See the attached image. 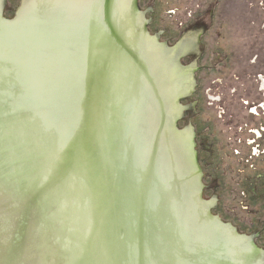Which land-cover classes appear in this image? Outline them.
<instances>
[{
    "label": "water",
    "instance_id": "95a60500",
    "mask_svg": "<svg viewBox=\"0 0 264 264\" xmlns=\"http://www.w3.org/2000/svg\"><path fill=\"white\" fill-rule=\"evenodd\" d=\"M115 2L77 22L0 0V264L261 261L237 262L225 248L239 238L199 185L191 198L199 173L176 158L180 115Z\"/></svg>",
    "mask_w": 264,
    "mask_h": 264
},
{
    "label": "rangeland",
    "instance_id": "374dc122",
    "mask_svg": "<svg viewBox=\"0 0 264 264\" xmlns=\"http://www.w3.org/2000/svg\"><path fill=\"white\" fill-rule=\"evenodd\" d=\"M134 3L145 33L160 45L191 43L179 62L191 72L193 87L179 99L176 130L193 133L207 214L264 262V0Z\"/></svg>",
    "mask_w": 264,
    "mask_h": 264
},
{
    "label": "bare ground",
    "instance_id": "6f19581e",
    "mask_svg": "<svg viewBox=\"0 0 264 264\" xmlns=\"http://www.w3.org/2000/svg\"><path fill=\"white\" fill-rule=\"evenodd\" d=\"M135 0H116L115 5L119 13V20L123 22V25H129V34H135L137 31L139 35L134 36L136 43L138 42V52L139 55L147 61L151 74L156 78L160 93L166 104L168 114L172 118L174 114H181L182 107L178 105V101L181 97H185L189 94L191 88L193 87V81L191 79V72L185 69L180 64L181 58L178 53H175L173 49H168L167 47L160 45L157 39L147 35L142 26L143 19L140 14L134 13L133 18L131 17V11L133 2ZM26 10L33 11L35 8L43 5L48 7L52 6L55 8V13L58 16V12L63 16L64 19H69L73 21L80 22L88 18L92 5L95 4L97 10V17H101V12L103 0H24ZM53 12V11H52ZM176 103L178 106H176ZM159 115L161 117V111L159 110ZM192 131L187 129L182 132H177L175 134L174 148L177 151L176 158L180 164L182 162L194 163L193 155V138ZM192 143V145H191ZM196 185L191 188V198L196 196L195 192L199 185V179H195ZM191 201L192 209H197L196 203ZM206 206V205H204ZM230 234V240L232 238L238 237L228 226L226 227ZM217 236H219L217 234ZM249 247L247 241L243 238H239L234 246L225 248L226 251H230V255L235 259L239 260L237 262L245 261V255L249 254ZM207 253H214L224 249L219 248H206ZM225 251V252H226ZM222 252V251H221ZM207 262V261H206ZM246 264V261H245ZM248 264H254L249 262ZM255 264H264L263 261L256 262Z\"/></svg>",
    "mask_w": 264,
    "mask_h": 264
},
{
    "label": "flooded vegetation",
    "instance_id": "af4514ba",
    "mask_svg": "<svg viewBox=\"0 0 264 264\" xmlns=\"http://www.w3.org/2000/svg\"><path fill=\"white\" fill-rule=\"evenodd\" d=\"M191 46V43L188 40H185L183 44L181 43L172 49L175 53H178L179 57L181 58L182 56H188L189 53H191Z\"/></svg>",
    "mask_w": 264,
    "mask_h": 264
}]
</instances>
